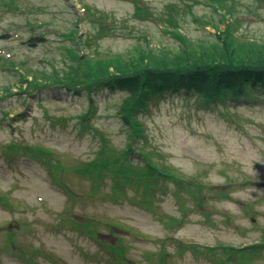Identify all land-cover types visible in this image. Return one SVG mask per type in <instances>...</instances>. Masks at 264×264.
<instances>
[{"label": "rangeland", "instance_id": "rangeland-1", "mask_svg": "<svg viewBox=\"0 0 264 264\" xmlns=\"http://www.w3.org/2000/svg\"><path fill=\"white\" fill-rule=\"evenodd\" d=\"M18 1L17 10L0 6V35L11 36L0 40V56L35 64L34 69L46 72L64 67L63 46L91 59L95 50L101 58L135 55L137 49L181 50L177 39L168 34L167 18L173 14L182 33L197 43L215 40L227 26L222 13L205 4L208 0H199L201 5L192 0ZM88 9L106 16L115 32L104 33L96 45V40L88 39L84 46L63 35L74 30L82 38L96 37L99 28L91 25ZM227 19L236 24L241 39L264 42L260 1L235 0ZM40 36L47 41L31 47L30 40ZM18 82V72L0 66V87L14 86L18 91ZM70 94L65 88H51L41 103L33 98L26 104L22 95L0 99V109L8 111L10 118L15 116L13 121H3L0 112L1 264H162V255L163 264H220L208 249L215 248L216 255L224 257L221 246L246 247L264 241L260 185L264 182V95L207 110L199 109L193 98L168 95L141 114L144 137L138 146L143 153L156 164L171 167L186 182H196L169 180L150 201L143 195V184L136 188L135 179L127 183L107 173L96 182L74 170L95 159L103 140L117 154L128 149V133L116 113L129 92L96 97V113L89 120L92 129H83L79 119L89 108L88 99ZM13 142L49 152L16 156L9 150ZM138 156L131 155V162L144 166ZM58 162L68 170L60 171ZM59 177L61 182H56ZM114 184L120 188L116 195ZM94 187L98 192L90 196ZM64 189L76 197L69 199ZM5 199L9 202L2 206ZM171 218L181 222L174 225ZM87 222L91 224L80 225ZM15 230L16 245H11L7 233ZM193 245L203 254L191 250ZM110 246L124 247V258ZM221 259L223 264H241L237 259ZM252 264H264V248Z\"/></svg>", "mask_w": 264, "mask_h": 264}, {"label": "trees", "instance_id": "trees-1", "mask_svg": "<svg viewBox=\"0 0 264 264\" xmlns=\"http://www.w3.org/2000/svg\"><path fill=\"white\" fill-rule=\"evenodd\" d=\"M221 1L219 8L224 11L222 19L226 20L227 15L233 14L234 6L228 5L229 0ZM230 1L235 3V0ZM258 1L264 4V0ZM197 2L194 1L195 4H199ZM19 3L18 0H0V6L8 10H17ZM188 7L191 8V6ZM88 15L94 17L91 25L94 28L96 26L99 28L95 38L91 34L82 38V35L74 30L64 37L87 46L88 39H94L97 43L104 33L115 32L106 16H97L91 10H88ZM167 20V24L174 30L172 35L179 40L181 50L160 49V51H156L149 49L140 51L137 49L135 55L106 54L103 58H101V52L95 50V57L91 59L89 55L78 56V52L70 47H65L67 57L64 67L53 68L48 72L34 69L24 61L16 63L0 56V66L18 72L21 79V82L17 83L18 93H13V86L0 87V99L8 98L14 94L30 96L34 92L41 95L50 88H65L75 94L77 98L85 96L88 99L89 108L79 119L83 129H92L93 125L89 120L96 113L95 96L104 90L127 89L131 94L118 107L116 116L121 121L123 130L128 133V149L117 154L114 149H111L108 142L103 140L102 149L97 153L95 159L86 165L76 166L74 170L79 174L82 173L85 177L96 178V182L103 180L107 173L112 174L115 179L119 176L127 183H132V178L136 179L138 185H144L143 195L150 201L157 198L156 191L158 189H165L164 184L168 180L180 184H193L195 181L186 182L185 179L178 177L171 167H162L156 164L149 154L143 153L145 151L139 148V141L144 136V126L140 122L139 116L148 111L151 104L161 102L168 95L194 98V102L200 106V109H210L219 104L226 106L225 103L230 101L238 104L240 99L250 101L249 98H261V95H264V42L237 37L236 24L228 22L225 30L217 33L215 40L193 43L179 31V23L174 14L168 16ZM236 22L238 21L236 20ZM7 64H11V67H5ZM30 76H32V80H29ZM24 85H26L25 88ZM1 112L8 120H13L8 117V113L5 111ZM9 150L16 156L33 155L36 157L37 154L36 151L34 152L35 148L24 144L12 143ZM39 150L45 154L49 152L42 148ZM136 151L146 162L145 166L140 167L131 162L130 156L134 155ZM57 167L62 172L68 170L61 162L57 163ZM56 182H61V178H57ZM64 191L69 199L71 196H75L66 189ZM119 191L120 188L114 184V194ZM91 192L92 194L97 193V187H94ZM221 196L229 197L224 193ZM147 204L150 205L151 202ZM95 232L96 230H93L90 234L93 238ZM15 235L16 231L8 232L9 244H15ZM263 247L264 242L245 248H224L223 251L229 255L227 261L237 259L241 264H252L254 258L262 254ZM109 248L124 258V247L110 246ZM190 249L203 254V251L195 246H191ZM212 250L214 249L208 251L212 252ZM217 261L221 264L224 263L221 259H217ZM160 262H164L163 255Z\"/></svg>", "mask_w": 264, "mask_h": 264}, {"label": "water", "instance_id": "water-1", "mask_svg": "<svg viewBox=\"0 0 264 264\" xmlns=\"http://www.w3.org/2000/svg\"><path fill=\"white\" fill-rule=\"evenodd\" d=\"M0 38H8V36H3V37H0ZM38 40H33L34 43H36ZM40 41H45L44 38H41ZM262 186H264V183H262Z\"/></svg>", "mask_w": 264, "mask_h": 264}]
</instances>
